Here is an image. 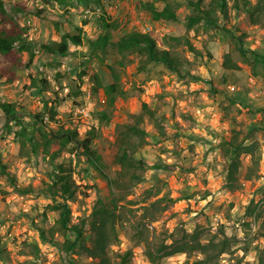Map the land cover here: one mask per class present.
<instances>
[{"label":"rangeland","instance_id":"obj_1","mask_svg":"<svg viewBox=\"0 0 264 264\" xmlns=\"http://www.w3.org/2000/svg\"><path fill=\"white\" fill-rule=\"evenodd\" d=\"M135 1L65 0L58 4L48 0L44 5L42 0H4L7 11L14 3L25 5L18 23L25 29L33 58L30 61L28 52H18L13 78L0 85V97L15 105L28 132L34 127L32 117L41 114V131H55L64 124L80 136L90 135L106 176L116 177L117 184L111 186L108 178L95 171L85 172L82 160L77 162L73 154L59 152L56 159L72 168V177L81 185L71 203L74 221L89 215L99 198L115 200L120 242L109 245V255L129 249L133 264H198L204 257L198 244L212 241L217 246L207 264H259V257L264 259V155L254 163L251 154L241 152L240 169L230 182L226 142L244 137V145L253 143L264 150V113L257 111L264 106V67L259 64L251 69L239 50L240 41L244 48L264 49V26H251L244 15L229 12L226 30H205L200 25L188 30L184 19L189 11L187 0H165L179 3L178 23L153 21L146 12L136 10ZM145 1H153L158 8L164 3ZM101 8L116 23L117 31L147 32L161 47L170 35L186 36L200 49L207 65L177 43L169 48L187 59L188 71L182 74L161 66L139 72L136 54H111L102 59L89 52L86 42L72 45L66 56L40 48V44L56 41L60 33L74 34L78 28L84 39L94 38ZM233 31L238 39L232 37ZM226 53L241 66L240 71L223 69ZM2 66L11 68L10 60L0 54ZM94 76L101 87L97 88ZM39 78L47 81L45 87L38 85L40 89L31 82ZM110 84L117 88L107 96L103 87ZM49 114L56 120H50ZM130 126L143 134L133 133L127 129ZM18 130L19 126L6 128L0 109L2 163L15 180L13 185L0 171V236L8 239V258L0 264H59L60 252L40 241L22 214L28 212L35 221L41 220L50 200L39 191L49 180L52 164L48 154L56 146L45 152L35 131L30 141ZM120 139L142 154L145 164L122 169L123 175L118 176L120 166L114 163L113 154ZM56 216L47 210L42 226L47 229ZM85 231L91 236L88 226ZM34 241L40 247V259L31 252ZM223 241L227 250L218 254ZM71 257L86 259L77 252Z\"/></svg>","mask_w":264,"mask_h":264},{"label":"trees","instance_id":"obj_2","mask_svg":"<svg viewBox=\"0 0 264 264\" xmlns=\"http://www.w3.org/2000/svg\"><path fill=\"white\" fill-rule=\"evenodd\" d=\"M58 4H62L65 0H56ZM97 3L100 0H96ZM43 4H48V0H42ZM136 10L146 12L153 21H172L180 22L181 16L177 12L179 3L171 4L164 0L163 6L158 8L153 1L136 0L134 4ZM186 6L188 13L185 15V22L188 30H195L197 26H202L205 30H226L225 24L228 21L232 12L236 15H244L251 26H264V0H187ZM26 9L23 3H14L10 11H7L4 5V0H0V54L10 60V67H0V85L3 82H10L14 75V67L18 65V52H28L29 60L33 58L32 46L26 41L25 29L18 23V16ZM42 9H38L40 12ZM97 19L99 31L94 38H85L82 35L81 29H77V33H60L56 41L51 43L40 44V48L54 56H66L70 52V47L81 46L84 42L87 43L88 50L91 53H96L100 58L105 59L109 55H123L124 53H134L138 56L137 70L139 72L150 70L154 67L161 66L162 68L177 74H182L187 70L188 61L178 53L171 50L170 44H182L190 51L201 64L207 65V59L204 60L202 52L197 49L186 36L170 35L167 37L161 47L156 39L147 32H142L138 29H130L126 31H117L116 23L110 21L106 16L103 8ZM232 37L238 39L233 32ZM240 41V39H239ZM239 50L241 55L246 59L251 69H255L257 65L264 67V49L259 47L256 49L244 48L243 43L239 42ZM211 58L210 52L208 57ZM222 67L225 70L240 71L241 66L233 61L228 53L225 54L222 61ZM113 72V68L109 67ZM264 69V68H263ZM264 71V70H263ZM3 80V81H2ZM97 88L101 84L96 76H94ZM32 85L41 87L47 85L45 78L37 80L31 79ZM117 85L110 84L103 87L104 93L111 96L116 92ZM225 90H228L224 86ZM234 89V88H233ZM234 93V92H233ZM234 102L235 99L231 98ZM144 104V109H146ZM0 109L3 112L5 126L12 129L19 126L17 133L25 138L28 136L30 141L34 140V131L42 138L44 143V151L48 152L49 146H56V149L48 154V160L52 164V170L49 173V180L46 181L40 193L47 196L50 200L45 205V209L41 212V220L35 221L30 213H22L27 216L31 225L37 230L40 241L46 242L54 246L61 256L59 264H75L76 261H85L89 264H133L132 251L125 250L120 253L109 255L108 248L111 243H119V231L115 226L116 220V202L115 200H105L99 198L96 205L93 206L89 215H81L77 220L72 219L71 203L77 197L76 192L81 185L77 184L72 177V168L65 165V161H57L56 154L59 152H67L73 154L77 162H83L84 171L90 174L91 171L97 172L98 175L106 176L105 168L101 161L100 155L93 148L92 139L89 134L79 135L78 131L64 124L58 125L57 130L44 132L41 131L39 125L43 116L41 114L32 117L33 129L27 131L23 125L24 120L17 111L13 103L3 101L0 97ZM149 111V110H148ZM54 114V111H51ZM150 112V111H149ZM49 119L55 121L52 115L49 114ZM9 122H11L9 124ZM130 131L136 134H143V130L138 127H127ZM16 136V134H15ZM245 138H234L226 142L228 152V172L229 181L235 180L234 172L240 169L239 154L241 152L251 154L252 162L257 163L261 160V151L256 144L244 145ZM116 152L113 154V161L120 166V171L117 173L123 175V170L128 171L131 167H142L145 164V159L142 154H138L135 149H132L124 139L118 140L116 143ZM46 154H44L45 156ZM0 153V171L8 176L13 185H15L14 177L10 169L2 163ZM111 186L117 184L119 180L108 178ZM25 192H32L31 189H24ZM56 213V218L53 223L45 229L42 226L46 219V211ZM91 233L87 236L86 227ZM60 237V238H59ZM8 239L0 236V260L5 261L8 258L7 254ZM89 242V243H88ZM223 247L219 249L218 254L225 252L227 246L225 242H221ZM32 253L35 259L41 258L40 247L37 241L31 245ZM217 244L212 241L208 244L200 245L197 248L204 254V257L196 262L198 264H207L214 258L213 250ZM181 249H177L179 251ZM83 254L86 259L79 257L73 259L71 253ZM149 254L151 252L149 251ZM259 264H264L262 256L259 257Z\"/></svg>","mask_w":264,"mask_h":264},{"label":"crops","instance_id":"obj_3","mask_svg":"<svg viewBox=\"0 0 264 264\" xmlns=\"http://www.w3.org/2000/svg\"><path fill=\"white\" fill-rule=\"evenodd\" d=\"M261 78H264V73L263 76ZM257 111L259 112V114L264 113V106L260 107L259 109H257ZM261 151V156L264 155V150L260 149Z\"/></svg>","mask_w":264,"mask_h":264}]
</instances>
